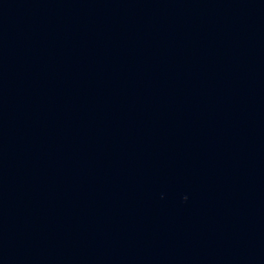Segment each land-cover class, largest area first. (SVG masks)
I'll return each instance as SVG.
<instances>
[{"label": "water", "instance_id": "95a60500", "mask_svg": "<svg viewBox=\"0 0 264 264\" xmlns=\"http://www.w3.org/2000/svg\"><path fill=\"white\" fill-rule=\"evenodd\" d=\"M239 25L264 40V0H207Z\"/></svg>", "mask_w": 264, "mask_h": 264}]
</instances>
